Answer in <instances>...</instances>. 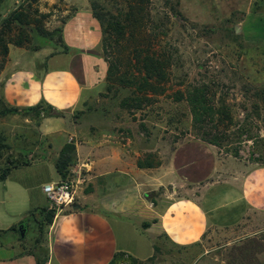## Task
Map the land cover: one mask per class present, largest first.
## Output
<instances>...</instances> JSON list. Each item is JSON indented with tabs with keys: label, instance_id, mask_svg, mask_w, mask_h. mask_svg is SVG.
<instances>
[{
	"label": "crops",
	"instance_id": "crops-1",
	"mask_svg": "<svg viewBox=\"0 0 264 264\" xmlns=\"http://www.w3.org/2000/svg\"><path fill=\"white\" fill-rule=\"evenodd\" d=\"M64 1L76 6L61 24L67 50L45 46L30 55L10 47L0 70L5 107L53 113L0 116V172L11 166L0 180V264H108L117 253L144 261L163 245L182 249L211 233L229 240L250 232L264 216V166L208 189L214 163L203 141L178 140L166 161L157 157L160 163L142 166L153 150L147 144L99 140L105 123L93 129L84 114L72 115L104 82L108 62L87 1ZM66 144L75 147L71 178L77 180L80 170L86 177L76 191L78 208L56 213L38 245L24 243L31 221L49 204L42 186L62 181L55 164ZM22 221L23 238L17 231Z\"/></svg>",
	"mask_w": 264,
	"mask_h": 264
},
{
	"label": "rangeland",
	"instance_id": "rangeland-1",
	"mask_svg": "<svg viewBox=\"0 0 264 264\" xmlns=\"http://www.w3.org/2000/svg\"><path fill=\"white\" fill-rule=\"evenodd\" d=\"M86 1L84 6L102 23L101 52L113 66V75L107 76L86 100L84 108L72 115L84 114V120H89L93 129L105 123L99 140L130 143L134 140L147 144L153 150L146 153L144 161L155 165L167 160L178 140L203 141L200 124H194L187 94L194 87L206 85L209 92L214 93L208 101L214 106L213 111L224 107L230 114L228 119L214 115V124H211L217 129L212 133L217 135L218 145L203 141L211 147L214 163L206 187L237 183L248 170L264 166L261 93L264 89V36H259L253 28L260 22L264 25V0ZM83 2L77 0V5ZM129 4L142 6L148 18L147 29L142 33L148 44L139 43V47L147 49L152 58L168 63L163 70L165 79L158 80L154 75L144 87L141 85V90L137 84L130 86L125 82V77L135 76L131 68L136 41L129 37L128 29L123 37L116 33L121 24L119 16ZM13 9L26 12L30 23L23 26L13 23L12 30L0 27V70L10 47L17 46L14 41L19 37L23 39L20 47L26 48L30 55L33 51L29 47L35 43L52 47L54 51L61 49L52 45L58 41L57 33L39 40L33 30L41 27L52 31L76 6L64 0H3L0 15L6 16ZM235 26L239 28L237 33ZM53 38L55 40L51 41ZM199 184L196 192L201 191ZM49 210L52 209L48 207ZM46 214L43 211L39 218L31 221L24 243L35 240L36 245L39 244L48 225ZM250 230L244 236L229 240L216 238L215 233H211L194 246L182 249L163 245L152 258L144 261L120 254L115 263L264 264V216Z\"/></svg>",
	"mask_w": 264,
	"mask_h": 264
},
{
	"label": "trees",
	"instance_id": "trees-1",
	"mask_svg": "<svg viewBox=\"0 0 264 264\" xmlns=\"http://www.w3.org/2000/svg\"><path fill=\"white\" fill-rule=\"evenodd\" d=\"M3 0H0V6ZM140 3L143 2V0L139 1ZM121 14V13H120ZM94 15V14H93ZM97 19L98 17L96 15H94ZM67 17V16H66ZM65 17V19H66ZM65 19L61 22V24L65 21ZM119 21L121 24L118 25V29H117V34L118 36L123 37L125 35L126 29L129 30V34H130V38L132 40L136 41V45L137 47H135V54L133 57V64H132V71L135 74L134 78L133 75L131 77H125V82L127 84H129L130 86H134V84H137L138 89L141 90V85L144 87L146 85V83L148 82V79H151L152 76L156 75L158 80H163L165 79V75L163 70L164 67H166V65L168 64L167 61L165 60H158V59H154L150 56L149 52L144 51V48L139 47V43L141 44H145L147 42L148 44V40L145 38V35L142 34L146 29H147V22H148V18L145 17V15L143 14V7L142 6H131L129 4L128 9L124 12V14L119 16ZM263 20V19H262ZM98 21L100 22V20L98 19ZM16 24L17 26H23V25H27L30 23V16L26 13V12H21L19 10L13 9L11 10L6 16H2L0 15V27L1 28H7L9 30H12L11 26L12 24ZM61 24L57 27H55V29H53L52 31H47L42 29L41 27H36L33 31H34V36L37 37L39 40H44L45 39V35H53L55 33L58 34V41H54V43L52 45H58L61 49L59 50H67L66 46L64 45L62 38H61ZM101 28H102V40H101V44L103 42L104 39V29L102 26V23L100 22ZM258 25V26H257ZM257 25H255L254 30L256 31V33L259 36H264V25L262 22L258 23ZM55 40V38H53L51 41ZM14 44L17 46H22L23 45V39L22 37H19L17 40L14 41ZM7 45H4V52H7ZM46 45H40L39 43H35L33 44V46H30L29 48L32 51H36L42 47H45ZM158 56V55H157ZM106 58V56H104ZM107 60V59H106ZM108 62V60H107ZM113 75V66H111L108 63V70H107V75L106 77H110ZM141 79L142 84L140 83ZM139 81V83H138ZM141 87V88H140ZM262 96H263V100H264V89H262ZM210 92H209V88L206 85H201L199 87H194L192 89V92L187 94V100L190 102L191 104V108H192V114H193V118H194V124L198 123L199 125V129L201 130V135H202V140L211 144H215L218 145L217 141V135L212 133L214 129H217L216 125H212L214 124V115L218 114L219 116H221L222 118H229L230 114L228 113V111H226V108L222 107V108H218L217 111H213V105L212 104H208L209 99H212L214 96V93L211 94L210 96ZM45 110H48L47 114H53L50 113V108L49 107H29L26 109H23L22 111H17L15 109H10L4 106V104L2 103L1 97H0V116L1 115H5V114H11V113H22V114H28V113H32L34 115H39L41 112H45ZM56 114H60V113H56ZM220 122L221 119L219 118ZM212 123V124H211ZM221 130L217 131V133H219ZM208 137V138H207ZM5 143L2 140V137L0 135V153L2 151V149L4 148ZM75 156V147L73 144H66L60 155L59 158L55 164V167L58 171V173L61 176L62 181L68 180L71 178V173H70V167L73 164V159ZM139 165L142 166H153L154 164L150 163L149 161H140ZM11 166L8 167H4L1 172H0V180L4 179L6 177V175L8 174V172L10 171ZM48 208V207H47ZM47 208H43V211H46V217H47V222L48 224L51 223L52 218L54 216V210H49L47 211ZM22 227L26 228L27 224L25 221L21 222ZM17 231H19V229H17ZM120 254H124V253H117L114 255V257L112 258V260L108 263V264H116L115 262L117 261V257ZM130 256V255H129ZM132 257V256H130ZM134 258V257H133ZM136 259V258H134ZM137 260V259H136Z\"/></svg>",
	"mask_w": 264,
	"mask_h": 264
},
{
	"label": "built area",
	"instance_id": "built-area-1",
	"mask_svg": "<svg viewBox=\"0 0 264 264\" xmlns=\"http://www.w3.org/2000/svg\"><path fill=\"white\" fill-rule=\"evenodd\" d=\"M70 140H72V137ZM87 165L88 163L83 164L84 168H86ZM83 174V170H80L77 180L70 178L60 182H49L42 186V189L49 200L48 207L54 210L55 214L62 212L67 208H72L76 203V191L78 185L83 184L86 181V177Z\"/></svg>",
	"mask_w": 264,
	"mask_h": 264
},
{
	"label": "water",
	"instance_id": "water-1",
	"mask_svg": "<svg viewBox=\"0 0 264 264\" xmlns=\"http://www.w3.org/2000/svg\"><path fill=\"white\" fill-rule=\"evenodd\" d=\"M235 31H236V33L239 32V28L237 26H235ZM73 207L78 208L77 205H75ZM18 228H19V232H20V237L23 238L25 236V228H23L22 225H20Z\"/></svg>",
	"mask_w": 264,
	"mask_h": 264
}]
</instances>
